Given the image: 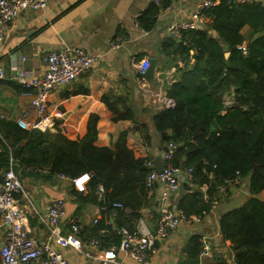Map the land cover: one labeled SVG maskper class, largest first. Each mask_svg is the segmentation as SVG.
I'll use <instances>...</instances> for the list:
<instances>
[{
    "label": "crops",
    "instance_id": "0c3cea01",
    "mask_svg": "<svg viewBox=\"0 0 264 264\" xmlns=\"http://www.w3.org/2000/svg\"><path fill=\"white\" fill-rule=\"evenodd\" d=\"M153 1L51 0L45 10L21 12L0 45V67L4 73L0 81V154H4V148L10 151L13 147V128L20 129L17 120L23 113H28L27 121L36 118L29 96L22 95L14 81L15 68L22 67L32 71L35 76H41L47 54L80 47L98 56L91 71L50 93L47 98L48 114L53 124L44 132L36 129L29 131H36L50 144L59 136L77 141L85 135L89 117L94 116L96 147L114 149L118 135L125 132V145L135 158L154 161L161 157L162 148L167 143L162 142L160 136L152 130L153 120L172 106L167 97V89L178 80L176 68L184 66L181 59L163 56L162 42L172 37L168 29L187 20L204 0H171L170 6L156 16L153 27L144 30L138 25L137 19ZM253 1L264 6V0ZM209 34L216 37L213 31ZM240 34L244 38L242 46H245L252 39L253 30L246 25L240 29ZM228 55L226 52L225 57ZM144 58L156 60L154 84L137 71L136 64ZM223 104L226 108L233 106V94H225ZM112 110L118 113L128 111L133 114L134 122L114 120ZM56 113L61 116L55 117ZM135 123L145 124L150 129L149 145L143 143L141 130L136 128ZM15 146L22 149L24 156L28 148L33 146V138H25ZM16 160L10 157L7 167L18 176L25 192L16 196V203L40 242L48 241V233L46 227L38 222V215H44L47 206L56 199L64 201L66 215L78 222L81 239L100 240L97 249H90V257L64 249V257L71 264H99L96 258L100 255L98 253L119 244L117 229L131 226L125 227L131 230L137 218H143L152 229L157 223L160 206L158 184L150 189L144 185L145 196L141 200L144 205L135 209L137 217L130 220L132 210L127 207V212H118L115 219H110L113 226L107 227V233L101 235L99 230L98 234L95 230L97 225H92V221L97 218L98 226H105V216L99 212L96 197L97 184L94 188L90 186V180L75 184L72 178L61 179L59 174L48 173L47 168H19ZM0 164L1 183L7 169H4L3 163ZM180 179V189L169 202L171 208L185 207L194 193L201 195L204 202L207 201L206 185H199L183 177ZM242 186L248 189L245 180L239 184L227 181L225 186L220 185L210 208L202 214L201 221L193 225L182 224L170 231L165 239L156 243L155 253L147 264H234L236 261L231 242L221 234L219 222L223 214L240 208L246 202L248 197L240 192ZM256 197L264 203V190ZM119 220L127 221V225L119 226ZM8 228L9 225L3 224L0 217V245L4 242V232ZM202 236L209 237V252L204 256L200 255L198 245ZM118 259L123 264H137L122 253H118Z\"/></svg>",
    "mask_w": 264,
    "mask_h": 264
},
{
    "label": "trees",
    "instance_id": "16d2710c",
    "mask_svg": "<svg viewBox=\"0 0 264 264\" xmlns=\"http://www.w3.org/2000/svg\"><path fill=\"white\" fill-rule=\"evenodd\" d=\"M214 1L217 4L203 12L207 18L204 29L183 31L179 40L171 37L162 42L163 56L181 59L184 66L176 68L178 80L167 89L172 106L154 117L152 130L162 142L177 144L170 164L192 168V181L207 186V201L194 193L185 207H180L186 216H203L225 182L235 178L247 182L251 196L240 208L220 217V232L231 242L238 264H264V203L256 197L264 190V6L254 1ZM170 3H150L137 19L140 28H152L156 16ZM246 25L252 28L253 37L242 46L240 29ZM210 30L216 37L209 34ZM225 94L234 96L235 104L229 108L223 104ZM104 101L112 109L106 98ZM113 112L114 120L134 122L128 111ZM135 126L141 130L143 143L149 145L150 129L145 124ZM12 137L13 147L10 151L4 148L0 154L5 170L12 157L17 158L19 168H47L50 174L72 179L91 173L90 186L101 184L111 200L129 207L130 220L137 217L135 209L144 205L146 159L135 158L126 147L125 132L118 135L114 149L96 147L94 116L89 117L86 133L77 141L59 136L50 144L36 131L17 128H13ZM25 138H33V146L23 156L15 144ZM120 220L119 226L127 225ZM97 226L98 234L101 227Z\"/></svg>",
    "mask_w": 264,
    "mask_h": 264
},
{
    "label": "built area",
    "instance_id": "2783aa9c",
    "mask_svg": "<svg viewBox=\"0 0 264 264\" xmlns=\"http://www.w3.org/2000/svg\"><path fill=\"white\" fill-rule=\"evenodd\" d=\"M51 0H0V45L4 42L7 32L13 21L23 11L45 10ZM233 3L250 4L253 0H226ZM218 1L204 0L200 2L189 18L181 23L171 26L168 33L176 40L180 39L181 32L192 30L199 31L205 28L207 18L204 10L217 4ZM244 51V47H240ZM97 55L89 54L83 48L74 47L59 52H51L44 58L45 67L41 76H35L32 71L22 67H16L14 81L20 87L22 95L29 96L30 106L35 110L36 118L27 121L28 113H23L17 120L20 129L46 131L53 123L48 114L47 98L50 93L58 90L78 77L91 71ZM24 60V58H22ZM148 58L140 60L136 64L139 75H143L149 68ZM4 73L0 67V81ZM59 113L55 117H60ZM177 144L170 141L166 145V152H162L163 167L156 172L153 159L145 162L148 169L144 185L147 189L155 184L159 188V215L154 229L147 225L143 218H137L131 230L119 227L117 233L120 237L117 247L100 251L96 258L99 264H123L118 259V253H122L137 264H147L156 250V243L165 239L169 232L182 224L193 225L201 221V216H186L181 209L171 208L170 199L180 189V177L192 181V168L173 167L170 162L173 159ZM91 173L83 174L72 179L75 184L85 183L92 178ZM61 179H67L60 175ZM234 184L240 181L235 178ZM96 197L99 204V212L105 216V226L99 228V233L105 235L107 227H112L110 219H115L118 212H127L128 209L122 203L111 200L105 188L101 184L95 186ZM25 194L21 182L15 172L8 168L2 176L0 183V217L2 223L9 225L4 232V242L0 245V264H71L63 254L64 249L90 257V249H97L100 240L80 238V226L76 219L68 217L62 199L54 200L46 208L44 215H38V222L44 225L48 233V241L40 242L31 229L28 220L22 215L16 196ZM95 218L92 225H98ZM208 236L200 238V255L209 252ZM234 264H238L235 262Z\"/></svg>",
    "mask_w": 264,
    "mask_h": 264
},
{
    "label": "water",
    "instance_id": "95a60500",
    "mask_svg": "<svg viewBox=\"0 0 264 264\" xmlns=\"http://www.w3.org/2000/svg\"><path fill=\"white\" fill-rule=\"evenodd\" d=\"M211 33V31H209ZM150 66L149 68L144 72V77H146L152 84H154L156 82V80L154 79V68H155V64H156V60L155 59H150ZM166 147L162 148V152H166ZM154 166H155V170L156 172H160V170L163 167V160L161 159V157H157L154 159ZM240 192H242L244 195H246L247 197H250L251 194L249 193L248 189H245L244 186H242L240 188Z\"/></svg>",
    "mask_w": 264,
    "mask_h": 264
}]
</instances>
